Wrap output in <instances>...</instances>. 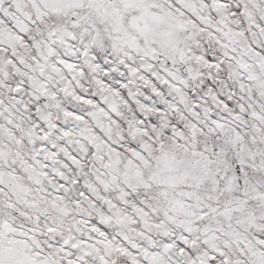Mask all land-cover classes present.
Masks as SVG:
<instances>
[{
  "label": "snow or ice",
  "instance_id": "6c2138e0",
  "mask_svg": "<svg viewBox=\"0 0 264 264\" xmlns=\"http://www.w3.org/2000/svg\"><path fill=\"white\" fill-rule=\"evenodd\" d=\"M0 264H264V0H0Z\"/></svg>",
  "mask_w": 264,
  "mask_h": 264
}]
</instances>
